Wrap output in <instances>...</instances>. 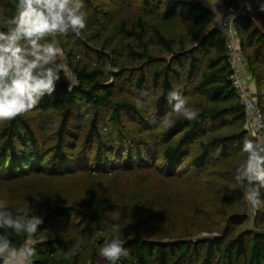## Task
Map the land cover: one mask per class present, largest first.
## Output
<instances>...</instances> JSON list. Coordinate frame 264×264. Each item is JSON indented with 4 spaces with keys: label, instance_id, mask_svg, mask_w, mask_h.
I'll use <instances>...</instances> for the list:
<instances>
[{
    "label": "trees",
    "instance_id": "obj_1",
    "mask_svg": "<svg viewBox=\"0 0 264 264\" xmlns=\"http://www.w3.org/2000/svg\"><path fill=\"white\" fill-rule=\"evenodd\" d=\"M220 2L240 10L264 117V0ZM84 10L79 35L47 37L63 54L55 92L0 121V200L43 218L32 264H109L98 250L112 234L129 253L118 264H264V210L250 228L233 177L250 134L214 11L201 0H84ZM14 13L0 0V30ZM173 89L197 120L173 112Z\"/></svg>",
    "mask_w": 264,
    "mask_h": 264
},
{
    "label": "clouds",
    "instance_id": "obj_2",
    "mask_svg": "<svg viewBox=\"0 0 264 264\" xmlns=\"http://www.w3.org/2000/svg\"><path fill=\"white\" fill-rule=\"evenodd\" d=\"M14 15L6 19V30H0V121H10L35 108L45 96H51L60 80L63 68L62 51L47 39L54 34L69 32L79 35L86 28L87 16L84 0H13ZM220 0H207L216 12ZM264 10V5H262ZM233 19V18H232ZM173 112L188 121H195L199 111L188 105L179 89L168 93ZM168 127L174 121H164ZM241 151L246 154L234 169L233 177L244 191L249 215L264 210V139L246 138ZM43 218L34 214L32 207L10 205L0 200V264H32L35 241ZM115 231H119V227ZM24 234L21 246L12 243L13 236ZM126 241L112 234L105 237L98 255L118 264L128 256Z\"/></svg>",
    "mask_w": 264,
    "mask_h": 264
},
{
    "label": "built area",
    "instance_id": "obj_3",
    "mask_svg": "<svg viewBox=\"0 0 264 264\" xmlns=\"http://www.w3.org/2000/svg\"><path fill=\"white\" fill-rule=\"evenodd\" d=\"M201 1L211 7L213 10L212 6L207 3V0ZM215 8L217 10L214 12L217 16L216 28L224 37L230 51V62L232 68L234 69V74L232 76L233 84L237 88L242 103L246 108L247 121L245 127L252 139L257 137L263 139L264 135L262 129L264 117L262 108L259 106L252 89L240 74L241 67L247 65L246 59L241 49L238 34L235 30V22L240 15V10L227 7L221 2H219Z\"/></svg>",
    "mask_w": 264,
    "mask_h": 264
},
{
    "label": "rangeland",
    "instance_id": "obj_4",
    "mask_svg": "<svg viewBox=\"0 0 264 264\" xmlns=\"http://www.w3.org/2000/svg\"><path fill=\"white\" fill-rule=\"evenodd\" d=\"M241 71V70H240ZM244 73H246V72H240V74L242 75V77L244 78V80L246 81V83L250 86V88L252 89V91H255V85H252V83L251 82H253L252 81V79H249V77L251 78V76L249 75V77H247L246 79H245V77L243 76V74ZM252 133H253V130H252ZM249 139H252V137H250ZM262 190V189H261ZM258 213H260V211L258 212ZM258 213L256 214V216L255 217H252V222H250L249 223V221H248V224H250L251 226H250V228H254L253 226H254V220H255V218L257 217V215H258ZM200 236H207V235H209V233H207V232H202V233H200L199 234Z\"/></svg>",
    "mask_w": 264,
    "mask_h": 264
},
{
    "label": "crops",
    "instance_id": "obj_5",
    "mask_svg": "<svg viewBox=\"0 0 264 264\" xmlns=\"http://www.w3.org/2000/svg\"><path fill=\"white\" fill-rule=\"evenodd\" d=\"M241 71H242V72H246V73L243 74V76L245 77V79H246L247 77H249L250 74L248 73L247 65H245L244 67L242 66V67H241ZM249 79H251V78L249 77ZM251 83H252V85H254L253 82H251Z\"/></svg>",
    "mask_w": 264,
    "mask_h": 264
}]
</instances>
